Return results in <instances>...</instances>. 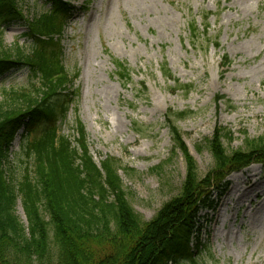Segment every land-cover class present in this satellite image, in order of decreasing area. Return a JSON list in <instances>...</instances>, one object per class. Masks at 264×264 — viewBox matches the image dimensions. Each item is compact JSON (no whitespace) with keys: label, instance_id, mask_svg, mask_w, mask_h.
I'll list each match as a JSON object with an SVG mask.
<instances>
[{"label":"rangeland","instance_id":"rangeland-1","mask_svg":"<svg viewBox=\"0 0 264 264\" xmlns=\"http://www.w3.org/2000/svg\"><path fill=\"white\" fill-rule=\"evenodd\" d=\"M69 2L71 11L61 44L65 69L69 75L78 72L73 85L78 95L60 124V132L75 142L73 128L79 119L94 162L99 165L107 156L119 160L128 200L145 221L179 194L185 179L183 155L171 152L172 140L163 117L168 110L194 112L175 124L201 177L213 168V159L205 147L199 151L197 145L210 138L217 125L233 133L231 140H223L229 152L243 148L244 138L264 135V0ZM17 3L25 18L49 7L46 0ZM208 12L212 13L208 31L193 43L188 23L194 17L201 33L202 14ZM25 32L23 21L3 24L4 48L19 46L28 52L31 40ZM224 54L231 60L225 71L220 66ZM111 56L129 67L132 84L120 85L113 75ZM165 62L179 83L193 84L188 94L170 89L173 82L160 72ZM30 80L24 66L1 72L0 102L5 101V92L27 87ZM217 95L223 96L218 107L214 104ZM22 132V128L17 131L10 145L7 168L13 182L24 167L18 156ZM247 169L255 176H246L242 187L232 189L230 178ZM226 181L215 208L198 213V232L190 243L195 258L200 264H264V192L253 193L243 202L237 201L234 193L246 196L253 182H264V166L253 163L230 173ZM15 214L26 226L20 198ZM196 237L202 244L200 251L195 248ZM55 263L51 257L44 264Z\"/></svg>","mask_w":264,"mask_h":264},{"label":"trees","instance_id":"trees-1","mask_svg":"<svg viewBox=\"0 0 264 264\" xmlns=\"http://www.w3.org/2000/svg\"><path fill=\"white\" fill-rule=\"evenodd\" d=\"M46 1V10L25 18L17 0H0V73L24 66L31 79L27 87L5 92L6 99L0 102V264H44L51 257L55 264H200L190 247L198 232V213L215 208L230 173L253 163L264 166V135L244 138L243 148L229 152L223 140H231L233 133L217 125L212 136L197 145L199 151L205 147L213 159V168L201 177L175 124L194 112L168 110L163 117L171 152L183 155L185 179L179 194L145 221L128 200L119 160L107 156L99 165L94 162L79 119L73 128L75 142L60 132L78 95V89H73L78 72L69 75L65 69L61 44L71 6L69 0ZM211 14H202L201 33L191 17L188 29L193 43L207 33ZM17 20L25 22V35L31 40L28 52L2 44V25ZM212 44L219 46L216 41ZM110 60L120 85L132 84L129 67L113 56ZM230 64L228 55H222L221 68L225 71ZM160 72L173 82L169 86L173 92L188 94L194 88L173 78L166 62ZM141 90H146L143 82ZM222 98H214L216 107ZM132 125L139 131L135 121ZM21 128L18 156L24 167L13 182L7 165L11 142ZM18 198L26 226L15 214ZM201 247L196 237V250Z\"/></svg>","mask_w":264,"mask_h":264},{"label":"bare ground","instance_id":"bare-ground-1","mask_svg":"<svg viewBox=\"0 0 264 264\" xmlns=\"http://www.w3.org/2000/svg\"><path fill=\"white\" fill-rule=\"evenodd\" d=\"M248 177V178H251V177H253V176H255V173L252 171V170H246V171H244V172H241V173H238V174H236V175H234V176H232L230 179L231 180H233L234 181V185H232V189H239V187H242L243 186V182H244V180H245V177ZM242 180H241V179ZM252 179V178H251ZM240 184V186H238ZM260 185H264V182H262V183H259V184H257V183H255V182H253V184L252 185H250L248 188H249V190H248V192L246 193V196H245V194H240V195H238V194H236V192H234L235 193V198H236V200L237 201H245V200H247L248 199V197L250 196V195H252L253 193H255L254 194V196L255 195H258V194H260V193H263L264 192V187L263 188H259V186ZM254 186V187H253ZM244 189V188H243ZM245 189H247V188H245ZM230 194L232 193L233 194V192H229ZM245 196V197H244ZM243 199V200H242ZM229 198H227V200H226V204L227 203H229Z\"/></svg>","mask_w":264,"mask_h":264}]
</instances>
